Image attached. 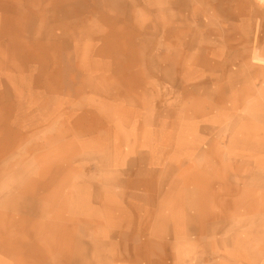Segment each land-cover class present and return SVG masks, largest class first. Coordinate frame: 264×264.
<instances>
[{
	"label": "rangeland",
	"instance_id": "1",
	"mask_svg": "<svg viewBox=\"0 0 264 264\" xmlns=\"http://www.w3.org/2000/svg\"><path fill=\"white\" fill-rule=\"evenodd\" d=\"M210 3L0 0V264H264V0Z\"/></svg>",
	"mask_w": 264,
	"mask_h": 264
},
{
	"label": "bare ground",
	"instance_id": "2",
	"mask_svg": "<svg viewBox=\"0 0 264 264\" xmlns=\"http://www.w3.org/2000/svg\"><path fill=\"white\" fill-rule=\"evenodd\" d=\"M217 1H219V0H212V3H210V8H208V11H210V10H212L213 8H215V6H220V4H218V3H215V2H217ZM224 1V0H223ZM177 4V3H176ZM181 6V5H180ZM177 9H179V6H178V4H177ZM185 9H186V7H185ZM212 18H213V20L215 21L213 24H220V22L218 21V17L217 16H215V14L214 15H212ZM217 20V21H216ZM184 35V34H183ZM179 38H182L183 39V37H180V34H177V40H178V42H179ZM257 58H260V59H264V58H262V54L260 55L259 54V56L257 55Z\"/></svg>",
	"mask_w": 264,
	"mask_h": 264
}]
</instances>
